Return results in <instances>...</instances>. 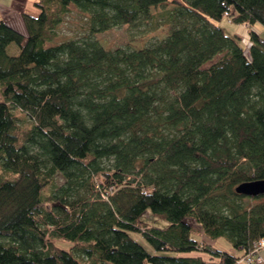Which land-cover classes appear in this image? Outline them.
<instances>
[{
    "label": "trees",
    "instance_id": "obj_1",
    "mask_svg": "<svg viewBox=\"0 0 264 264\" xmlns=\"http://www.w3.org/2000/svg\"><path fill=\"white\" fill-rule=\"evenodd\" d=\"M34 4L0 18V264H236L264 237V193L234 190L264 179V0ZM73 11L87 35L58 33ZM148 20L141 48L95 36Z\"/></svg>",
    "mask_w": 264,
    "mask_h": 264
},
{
    "label": "rangeland",
    "instance_id": "obj_2",
    "mask_svg": "<svg viewBox=\"0 0 264 264\" xmlns=\"http://www.w3.org/2000/svg\"><path fill=\"white\" fill-rule=\"evenodd\" d=\"M13 0H0V18H4L2 12L12 4ZM35 0H24L22 4V9L25 13L31 14L32 16L36 15L39 11V8L34 4ZM173 2H168L167 4L156 7H152L151 11H163L172 7ZM64 21L58 26V33L61 35L66 36H74V37H81L83 35H87L86 24L84 23L85 17H83L79 13H75L73 11L71 14H67ZM217 24H219L226 33L234 35L236 40L239 41L238 43L244 48V50L248 53V46H249V30L248 26L242 23H236L229 20L226 16L221 17L220 19L216 20ZM16 24L17 22L14 21ZM17 26H19L17 24ZM258 26V25H257ZM256 26V27H257ZM20 27V26H19ZM151 24L150 21H140V23H133L130 26L127 23L120 24L119 26L112 27L106 31L100 32L95 36L98 37L99 42L106 48H114L115 46H125L131 48H141L149 41L151 42L154 39H159L167 35L166 33L169 30V24L160 25L158 28L150 29ZM7 51L10 53H17V45L14 43H10L7 47ZM1 96V95H0ZM62 178L59 177L58 180L61 181ZM143 220H145L149 225L150 224H159L161 225L163 222L159 220V218L155 217V215L151 214L150 212L146 211L143 213ZM191 223L193 222L190 218H188ZM200 228L199 224L196 225ZM136 237V235H135ZM139 238V237H138ZM57 244L65 249L70 245L69 240H57ZM143 244L147 245L145 241H143L142 237L139 238ZM225 242V243H224ZM217 244L230 250L231 252L236 253L237 249L231 248V244L228 243L223 237L218 238ZM150 248V247H149Z\"/></svg>",
    "mask_w": 264,
    "mask_h": 264
},
{
    "label": "crops",
    "instance_id": "obj_3",
    "mask_svg": "<svg viewBox=\"0 0 264 264\" xmlns=\"http://www.w3.org/2000/svg\"><path fill=\"white\" fill-rule=\"evenodd\" d=\"M24 3V0H13L12 4H10L3 12L2 14L4 15L5 19L10 21L12 25H15L18 27L20 30L25 29L24 27V19H22L21 12H23V7L22 4ZM17 22L16 24L14 23ZM17 24L20 26H17ZM261 257H262V262L261 264H264V250L261 251Z\"/></svg>",
    "mask_w": 264,
    "mask_h": 264
},
{
    "label": "built area",
    "instance_id": "obj_4",
    "mask_svg": "<svg viewBox=\"0 0 264 264\" xmlns=\"http://www.w3.org/2000/svg\"><path fill=\"white\" fill-rule=\"evenodd\" d=\"M264 250V237L254 241V244L250 247L247 255H243L242 257L237 259L236 264H252L262 262L261 251Z\"/></svg>",
    "mask_w": 264,
    "mask_h": 264
},
{
    "label": "water",
    "instance_id": "obj_5",
    "mask_svg": "<svg viewBox=\"0 0 264 264\" xmlns=\"http://www.w3.org/2000/svg\"><path fill=\"white\" fill-rule=\"evenodd\" d=\"M234 190L238 193H243L251 196H255L264 193V179H254L250 181H244L234 187Z\"/></svg>",
    "mask_w": 264,
    "mask_h": 264
}]
</instances>
